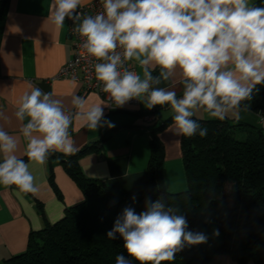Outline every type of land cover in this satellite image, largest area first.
Masks as SVG:
<instances>
[{"label":"clouds","instance_id":"clouds-1","mask_svg":"<svg viewBox=\"0 0 264 264\" xmlns=\"http://www.w3.org/2000/svg\"><path fill=\"white\" fill-rule=\"evenodd\" d=\"M81 3L52 0L48 18L59 29L66 19L73 21L82 48L96 61L95 78L109 101L124 107L136 99L149 110L169 106L171 130L179 137L207 135L193 119L201 109L220 121L229 114L239 119L250 110L245 102L264 85V7L250 0H100L102 11L94 15L81 13ZM69 103L38 87L19 98L14 117L29 162L43 165L54 152L75 155L74 119L89 130L115 126L105 118L102 104L107 103L88 105L76 94ZM9 120L0 111V121ZM18 146L19 138L0 124V186L36 193L37 177L29 162L16 155ZM188 228L186 217L166 207L162 197L146 202L139 214L126 207L107 237L115 239L118 233L124 240L127 257L117 255L116 264H132L128 257L138 264H162L174 261L186 246L207 242L204 233Z\"/></svg>","mask_w":264,"mask_h":264},{"label":"trees","instance_id":"trees-1","mask_svg":"<svg viewBox=\"0 0 264 264\" xmlns=\"http://www.w3.org/2000/svg\"><path fill=\"white\" fill-rule=\"evenodd\" d=\"M9 0H0V32ZM264 7V0H256ZM250 102V112L264 115V85ZM158 107L145 115L150 122V160L147 190L142 194L119 197L105 185L85 179L78 158L100 145V141L67 156L66 173L80 188L83 199L68 208L53 225L32 233L26 250L12 256L6 264H116V256L127 253L117 233H107L126 207L137 214L146 210V202L164 198L165 206L177 210L188 221V230L205 233L215 225L220 236L212 251L202 246H186L172 262L162 264H209L216 255H228L236 264H264V129L244 121L196 119L207 135L181 136L180 147L187 189L169 193L162 186L164 147L159 138L172 124V116L161 121ZM51 185L56 191L51 180ZM135 197V200H133ZM132 264H138L134 259Z\"/></svg>","mask_w":264,"mask_h":264},{"label":"crops","instance_id":"crops-1","mask_svg":"<svg viewBox=\"0 0 264 264\" xmlns=\"http://www.w3.org/2000/svg\"><path fill=\"white\" fill-rule=\"evenodd\" d=\"M255 1L250 0L252 4ZM91 2H98L102 7L100 0H82L80 7ZM51 3L52 0H9L0 32V111L10 117L8 122L0 121V124L19 138L16 155L26 162H29L24 154L26 141L19 133V122L14 117L17 102L25 92L38 87L63 99L69 107L73 94L85 97L88 105L105 103L97 93H83L79 82L57 77L73 57V39L66 22L59 29L48 18ZM135 70L140 72L138 67ZM158 72L153 75H158ZM159 86L169 87V84ZM175 90L181 95L182 85L177 84ZM102 107L105 118L114 127L105 125L89 130L77 118L70 128L79 151L101 140L100 145L78 158L80 173L87 180L105 185L116 196L142 194L148 186L151 133L145 114L149 109L141 101L134 108L111 111L103 104ZM156 107L161 121L173 115L167 105ZM201 116L210 118L203 110ZM228 118L264 129V117L250 111L241 112L239 119L232 114ZM171 128L172 124L162 130L159 138L164 147L162 186L165 191L174 193L186 190L187 181L181 137ZM68 161L66 155L54 152L43 165L29 162L30 170L37 177L36 193H18L14 185L0 186V264H6L12 256L25 251L32 233L57 223L68 208L82 201L80 188L65 171L64 165ZM209 264L236 262L223 254L214 256Z\"/></svg>","mask_w":264,"mask_h":264},{"label":"built area","instance_id":"built-area-1","mask_svg":"<svg viewBox=\"0 0 264 264\" xmlns=\"http://www.w3.org/2000/svg\"><path fill=\"white\" fill-rule=\"evenodd\" d=\"M79 11L83 14L94 15L102 11V7L98 2H91L90 4L84 5L79 8ZM68 24V31L70 37L73 39V57L67 62V64L60 70L58 78H68L73 81L79 82L82 86V92H94L101 96L103 101L107 103L106 107L108 110H118L122 108H134L139 105V101L133 99L128 102L124 107H116L115 104L108 100V94L102 91L100 82L95 78L94 72V58L90 57L85 50L82 48V40L77 33L73 30V21H65ZM264 117V115H261ZM145 120L152 122L155 120L154 115H146Z\"/></svg>","mask_w":264,"mask_h":264},{"label":"rangeland","instance_id":"rangeland-1","mask_svg":"<svg viewBox=\"0 0 264 264\" xmlns=\"http://www.w3.org/2000/svg\"><path fill=\"white\" fill-rule=\"evenodd\" d=\"M201 112H202V109L198 110V112H196V117H198L200 119H204V120L212 119V118H208L207 116L206 117L201 116ZM207 227H208V230H207L206 234L204 233L207 236V242L202 243L200 245L202 246V248H205L209 251H212L219 244L220 236H219V234L218 235L215 234L216 229H215L214 224L210 225V227L209 226H207ZM248 264H254V263L252 261H250Z\"/></svg>","mask_w":264,"mask_h":264}]
</instances>
